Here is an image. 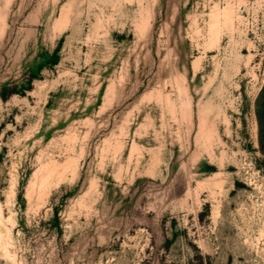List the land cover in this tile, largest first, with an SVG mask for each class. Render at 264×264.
Wrapping results in <instances>:
<instances>
[{
    "label": "rangeland",
    "instance_id": "rangeland-1",
    "mask_svg": "<svg viewBox=\"0 0 264 264\" xmlns=\"http://www.w3.org/2000/svg\"><path fill=\"white\" fill-rule=\"evenodd\" d=\"M0 264H264V0H0Z\"/></svg>",
    "mask_w": 264,
    "mask_h": 264
},
{
    "label": "bare ground",
    "instance_id": "bare-ground-1",
    "mask_svg": "<svg viewBox=\"0 0 264 264\" xmlns=\"http://www.w3.org/2000/svg\"><path fill=\"white\" fill-rule=\"evenodd\" d=\"M55 169H56V168H55ZM55 169H54V170H55ZM61 171H62V170H61Z\"/></svg>",
    "mask_w": 264,
    "mask_h": 264
},
{
    "label": "trees",
    "instance_id": "trees-1",
    "mask_svg": "<svg viewBox=\"0 0 264 264\" xmlns=\"http://www.w3.org/2000/svg\"><path fill=\"white\" fill-rule=\"evenodd\" d=\"M262 114V113H261Z\"/></svg>",
    "mask_w": 264,
    "mask_h": 264
}]
</instances>
